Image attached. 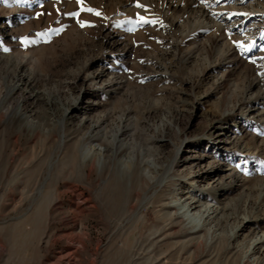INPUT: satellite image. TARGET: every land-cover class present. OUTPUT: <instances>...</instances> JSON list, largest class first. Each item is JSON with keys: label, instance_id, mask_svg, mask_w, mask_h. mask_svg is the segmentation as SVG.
Here are the masks:
<instances>
[{"label": "rangeland", "instance_id": "1", "mask_svg": "<svg viewBox=\"0 0 264 264\" xmlns=\"http://www.w3.org/2000/svg\"><path fill=\"white\" fill-rule=\"evenodd\" d=\"M214 1L0 0V264H264V27Z\"/></svg>", "mask_w": 264, "mask_h": 264}, {"label": "bare ground", "instance_id": "2", "mask_svg": "<svg viewBox=\"0 0 264 264\" xmlns=\"http://www.w3.org/2000/svg\"><path fill=\"white\" fill-rule=\"evenodd\" d=\"M248 1H250V0H232V1H229V0H227L225 3H230L232 6L230 7V8H226L224 5H225V3H223V4H221V7L220 8H217V11H216V13L214 12V10L211 12L212 14V16H213V14H214V16H213V18H214V22H216L217 24H218V26H223V25H229V22L230 21H232L231 23H230V28H232L233 27V29H236V27H240V29H242V28H246L245 27V24L247 23V22H253V24H251V26H250V30L251 29H253V30H256V28H258L259 26H260V28H261V26L262 27H264V11L262 10V9H256V10H253V4H254V2H251L250 3V5H249V8H247L245 5L246 4H248ZM261 0H259V2H260ZM205 2H206V0H205ZM210 2V1H209ZM222 2V1H221ZM257 3V2H256ZM201 4V3H200ZM212 4V3H211ZM260 4V3H259ZM218 5H220V1H218V0H216V1H214L213 2V6L212 7H214V8H216ZM249 10V11H248ZM221 11H225L226 12V15L225 16H222L221 15ZM240 12H242V14H243V16L245 15L247 18L245 19V20H243V18H241V16L239 17V15H240ZM216 14V15H215ZM210 16V15H209ZM260 22V23H259ZM256 24H258V25H256ZM256 26H258V27H256ZM228 27V28H229ZM201 31H202V28H196L195 30H194V34L195 35H200L201 34ZM100 77H101V75L100 74H93V75H91V76H89V78H87V80H88V82H89V85H91V86H93V93L95 94V95H99V94H104V95H109V90L107 89V86L106 85H102V84H97V83H94L95 81H98L99 79H100ZM100 81V80H99ZM95 85H94V84ZM82 104V98L81 97H79L78 99H77V101H74V107H73V109H67L65 112H66V115L68 116H70V118H73V117H75L76 116V113H78L79 111H80V109H79V105H81ZM90 104V103H89ZM92 106H94V103L92 102L90 105H88V107H92ZM121 134V130H117V133L115 134V139H117V137H118V135H120ZM93 137H91L90 135L88 136V141H90L91 139H92ZM220 141V140H219ZM221 142V141H220ZM116 143V142H115ZM117 144V143H116ZM83 148V147H82ZM85 149V148H84ZM88 150V149H87ZM84 151V153H83V157H84V159H88L90 162H94V159H93V157L91 156V152L90 151ZM103 151H104V148H102V147H100V146H97V147H95L94 149H93V153H94V156H96V155H98V156H101L102 155V153H103ZM107 151V150H106ZM179 154V153H178ZM186 155H185V153H183V154H179V155H176V158L175 159H177V160H185L186 159ZM175 159H174V161H175ZM102 163V162H101ZM186 163V162H185ZM217 177V176H216ZM216 177L214 176V177H212V180H215L216 179ZM218 178V177H217ZM216 181V180H215ZM216 183V182H215ZM209 186V185H208ZM193 188H195L194 186H193ZM211 188V187H210ZM209 188V189H210ZM218 188L219 189H223V188H229V187H227L226 185L224 186L223 184H221V182L220 183H218ZM197 192V191H196ZM208 192L209 193H212V190H208ZM214 192V191H213ZM200 193V192H199ZM206 193V192H205ZM201 194H203V192H201ZM210 195V194H209ZM204 196H199V197H197V199L196 198H194V199H196V200H194V199H192V200H190V202H186V203H179L178 204V208H177V210H178V215H179V217L180 218H182L184 221H186L187 223H189V224H192V229H194V230H197V229H199V228H201L202 227V223H201V221L203 220V219H206L205 217H209L211 214H213V213H215V212H217V207L213 204V205H210V204H208L207 206H205V208H204V211L203 212H205V215H203V214H200V213H198V214H193L192 213V211H194V209L195 208H197L198 207V205H200V203L202 202V198H203ZM216 196L214 195V198H215ZM188 198V197H187ZM207 198V197H206ZM189 199V198H188ZM206 200H208V199H206ZM184 201H186V200H184ZM188 201V200H187ZM203 204V203H202ZM200 209V208H199ZM199 209H197V210H199ZM218 213V212H217ZM215 217V216H214ZM206 221V220H205ZM207 222V221H206ZM246 223H248V222H246ZM245 223V224H246ZM190 226V225H189ZM243 227H244V224H243ZM244 230V229H243ZM200 232V231H199ZM235 235H236V233H234L233 235H232V237H235ZM261 240H263V239H258V240H254L255 242H254V244H252V246H251V248L250 249H252V251H253V246L254 245H256V244H258V243H260L261 242ZM251 251V252H252ZM247 259V258H246Z\"/></svg>", "mask_w": 264, "mask_h": 264}, {"label": "snow or ice", "instance_id": "3", "mask_svg": "<svg viewBox=\"0 0 264 264\" xmlns=\"http://www.w3.org/2000/svg\"><path fill=\"white\" fill-rule=\"evenodd\" d=\"M137 6H140V5H137ZM89 11H91V9H89ZM97 15H99V13H96ZM247 50V49H246ZM5 51H7V49H5Z\"/></svg>", "mask_w": 264, "mask_h": 264}]
</instances>
